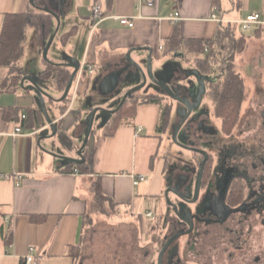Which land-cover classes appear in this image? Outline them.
<instances>
[{"label": "crops", "instance_id": "obj_1", "mask_svg": "<svg viewBox=\"0 0 264 264\" xmlns=\"http://www.w3.org/2000/svg\"><path fill=\"white\" fill-rule=\"evenodd\" d=\"M55 1L60 24L48 49L47 55L52 48L49 61L66 65L70 73L74 68L69 64L79 67L64 100L45 98L49 102L46 110L56 128L55 134L68 145L66 150L70 154H63L64 157H78L79 144L68 133L74 128L77 139L84 136L86 111L97 108V112H106L111 109L104 107L106 102L143 81L134 61L146 74L144 66L148 64L149 53L144 48L151 49V61L162 72L161 61L167 55H180L184 51L194 60L203 57L201 52L188 50L186 40H213L223 25L239 24L249 14L258 13L261 23L252 25V35L247 36L256 38L261 45L257 58L264 55V0H229L230 11H233L229 15L221 10V0H155L152 4L139 0ZM94 5H100L103 11L96 24L91 16ZM35 12L30 0H0V36L6 14ZM175 13L179 18L176 22L170 19ZM213 15L223 21L218 23L212 19ZM120 17L131 18L134 25L120 24ZM54 24L57 26L56 19ZM29 30L34 35V29ZM176 34L181 41L173 48L171 42ZM30 44L42 54L35 35ZM159 45H162L161 52ZM203 46L207 51V46ZM23 54L22 49L21 58ZM46 61L43 60L37 72L27 71L24 75L34 78L58 99L64 90L55 89L52 81L45 83L39 79ZM9 74V66L0 65V85ZM26 84L29 82L25 81ZM157 87L145 93L138 89L131 95L136 99L149 94L162 95L161 88ZM129 98L125 100L126 106L133 104ZM136 99L130 121L116 125L110 134L103 132L102 136L93 138L86 154L82 150L87 167V171L82 172L76 168L79 164L40 148L42 144L49 149L51 136L35 91L20 87L0 92V264H74L69 249L81 242L85 226L89 224L94 179H99L102 193L115 207L128 203L136 209H144L140 223L157 219L159 197L153 193V198L149 199L147 181L135 185L132 175L143 174L147 178L144 171L137 169L134 151L138 139L144 135L149 139L163 135L158 129L161 105ZM9 109L11 114L6 117L5 111ZM17 126L21 127L22 134L14 135ZM138 129L141 132L137 134ZM57 158L63 160V164ZM13 173L21 174L17 183L4 177ZM165 208L160 209L159 214L162 215ZM149 212L151 216L147 215ZM30 247L35 249L34 260L26 263ZM257 254L264 264V254Z\"/></svg>", "mask_w": 264, "mask_h": 264}, {"label": "rangeland", "instance_id": "obj_2", "mask_svg": "<svg viewBox=\"0 0 264 264\" xmlns=\"http://www.w3.org/2000/svg\"><path fill=\"white\" fill-rule=\"evenodd\" d=\"M221 10L225 15L233 12L230 11L229 0H224V2L221 0ZM30 28L27 27L25 31V39L23 41L24 54L19 63V70H22L23 74L27 73V71L37 72L43 66L42 62L44 60L42 54L38 52V48L30 44L34 36L30 32ZM243 32L247 35H252L253 29L243 30ZM241 43L238 40L237 44ZM260 46L259 41L251 36L248 39V47H246L244 52L235 55L233 59L234 69L243 78L246 95L241 108L242 118L234 129V133L239 136L240 140L251 139L253 136L259 140L261 149L257 154L259 155L260 163L256 162V159L254 160L251 153L242 152L233 147L229 149L224 159L221 161L219 159L221 158V154H219L222 135L220 130L221 121L214 114V104L207 91L209 82L217 81L221 77L219 73L221 54L219 52L227 53L229 51L227 48L224 50L219 46L216 48L215 59L211 62L210 70L205 73L198 71L194 59L186 55L187 53L184 51L180 52L182 55L171 54L163 58V61H161L163 67L166 66L169 69L167 74L162 75V72L156 69V64L151 61V68L155 78L187 101L191 107V111L187 115L188 108L185 105L166 95L164 101L170 104V114L165 132L157 138L149 139L148 136L144 135L137 141L134 151L137 169L146 173L147 178L145 181L149 185V194H151L149 199L153 198V193L159 197L157 219L155 221L149 220V223L147 221L140 223V219L143 217L141 212L144 209H136L132 204L128 203L124 207L117 208L113 204H109V202L98 201L93 198L92 210L88 215V218H90L88 220L89 224L85 226V232L81 237V242L78 244L80 245V264H156L157 257L155 254L149 259L147 253L151 247L150 238L153 233L154 238H158V236L164 237L168 234L166 230H162V215L159 214V211L167 205L168 200L178 203V208L181 212L188 211L203 217L212 215H218L219 217L221 213L225 214L228 211L224 199L230 184L244 183L247 178L250 182L254 179L253 183L255 186H252L253 183L247 185V205L239 210L244 213V219H247L249 228L247 230L245 223L244 231L242 232L244 237H242V234L240 236L238 234V239L235 237L233 243L228 245V248L233 250V252H238V240L240 244L244 245L242 250L249 249L246 260L250 263L252 262L253 252L264 254V63L262 61L264 60V55H260L261 59L257 58L259 51L262 49ZM51 54L52 48L47 55L48 60L51 58ZM257 66L258 69H256ZM144 67L147 75L148 65ZM147 80V84L139 89L141 93L154 91L158 88L150 77L147 76ZM141 83L142 80L136 85ZM161 94L165 95L163 91ZM123 96L124 94L115 95L111 101L105 103L104 107L107 109L111 108L109 110L117 109ZM48 103L47 101L46 104L48 105ZM46 112L49 117L48 113L50 112L47 110ZM60 112L59 110L58 114ZM91 112L92 110H89L84 114L87 127L90 122ZM113 114L100 110L95 113L90 137L87 140L83 154L87 153L89 142L93 138L97 139L102 136L103 132L108 133L113 130L115 125L130 121L133 116L132 113L125 114L117 122H110ZM186 116L187 118L185 119ZM184 119L185 121L178 131L177 141L175 142L173 141V133ZM107 121L109 123L106 125ZM73 130L74 128L69 130L68 134H71L76 139L80 147L84 142L87 128L84 136L80 139L74 136ZM47 131L49 135L52 134L50 127L47 128ZM185 146L209 152L214 156L211 176H209L205 186L200 189L198 198L194 202L189 203L177 197L172 187L181 189L185 187V184L187 187L185 195L189 198L187 200L190 201L193 198L196 184L194 178L203 155L188 150ZM40 148L57 156L70 154L69 150H66L68 148L66 141L57 134L51 137V142L48 145L49 149L42 144H40ZM57 161L63 164V160L57 158ZM238 172H244V180H241L243 179L242 175L236 176ZM166 192L168 193V199L165 195ZM160 205L162 208L159 207ZM173 220L175 221V218ZM231 226H233L234 230L237 227L235 223H232ZM193 234L177 237L167 249L165 261L174 254H178V259L183 261L184 264H196L192 263L193 261L188 262L189 259L184 257L188 248L191 250L194 248V241L191 239ZM162 237L158 238L160 239L159 243L163 240ZM189 238L191 241H189ZM220 238L216 240L219 244L217 247H221L224 244L225 238L223 236ZM202 242L203 247L208 246V248L211 243H216L215 240L209 239ZM200 246L202 247V243L201 240H198L197 247ZM239 252L242 251L239 249Z\"/></svg>", "mask_w": 264, "mask_h": 264}, {"label": "trees", "instance_id": "obj_3", "mask_svg": "<svg viewBox=\"0 0 264 264\" xmlns=\"http://www.w3.org/2000/svg\"><path fill=\"white\" fill-rule=\"evenodd\" d=\"M32 5L36 10L35 13H8L4 16L0 36V65L9 66L10 74L1 83L0 92L20 88V80L24 74L19 70L18 62L22 56L26 28L31 27L34 29L36 41L41 47V50H43L46 42L56 27L54 24V14L59 15V9L55 0H33ZM238 40L242 42L239 45L237 44ZM180 41L181 39H179L176 34L172 38L171 47L175 48L176 44ZM247 43L248 36L237 23H227L226 25H223L219 30L218 35L213 40L185 41V46L188 50L198 51L203 54V57L194 60L196 68L202 73L210 70L211 62L215 59V51L218 46L223 50L225 48L229 50L227 53L219 52L221 54V63L219 65V73L221 77H219L217 81H210L209 89L207 91L208 96L214 104V114L221 121L220 130L222 135L221 149L219 150V154H221V158H219L220 161L226 157L225 155L228 154L229 149L233 147L242 152L251 153L254 160L256 159V162L260 163V159L258 158L259 155L257 154L261 149L259 140L254 136L251 139L240 140L239 136L234 133V129L238 126L242 118L241 108L246 95L243 78L240 73L234 69L233 59L235 58V55L244 52ZM203 44L207 46V51H205ZM235 49H237L236 52ZM45 64L46 68L40 73L39 79L43 80L45 83L52 81V86H55V89L57 88L60 91H63L71 74L68 67L64 64H54L50 61H46ZM167 73H169V69L164 67L162 75ZM163 92L165 95L149 94L137 97V99L134 95L128 96L130 97L129 101L131 100L133 104L131 106H126V101L120 109L114 113L115 115H112L110 122H117L120 117H124L125 114H133L135 110V99L138 100L141 98L143 101L158 102L161 105L158 129L160 132H165L169 120L170 104L164 101L168 94H166L165 91ZM64 111L65 108L62 109V112ZM10 114V109L5 111L6 117ZM115 127L116 125L113 129ZM110 132H112V130L107 134H110ZM207 154L208 159L203 169L202 185L206 184L213 170L214 156L209 152ZM76 168L82 172L87 171L85 162L77 165ZM198 170L199 167L196 174ZM248 181L249 180L244 183H248ZM93 189L94 198L96 200H102L109 202V204H113L112 200L102 193L99 179H94ZM236 193H239V195H235ZM243 194V190L238 188V191L232 192L227 196L226 200L230 205L236 206L247 196L246 194ZM172 213V209L168 208L167 210V208H165V211L162 213V216L164 217L163 221H169L174 215V213ZM79 246L80 245L77 244L69 249V254L73 258L74 264L81 263Z\"/></svg>", "mask_w": 264, "mask_h": 264}, {"label": "flooded vegetation", "instance_id": "obj_4", "mask_svg": "<svg viewBox=\"0 0 264 264\" xmlns=\"http://www.w3.org/2000/svg\"><path fill=\"white\" fill-rule=\"evenodd\" d=\"M195 152V151H194ZM201 163V162H200ZM255 164V163H254ZM200 167V165H199ZM199 172V170H198ZM198 172L195 176V180L197 179L198 176ZM241 176L243 177L244 180L245 178V174L244 172H238L236 176ZM203 177V175H202ZM238 181V179H236ZM246 181L248 180L245 179ZM253 180L248 181V183H232L229 186V189L226 192L225 195V199H224V203L227 206V213L222 214L221 212V216L218 217V215L214 216H207V217H203V216H198L196 214H192L191 212L188 211H184L181 212L178 208V203H176L175 201H171V203H167L166 208L168 210L172 209L174 215L170 218L169 221H163L164 217L162 216V221L161 223H163L162 225V230H166L168 232V234L164 237L162 236H158V238H163V240L159 243L158 238H154L153 234L151 236V247L149 249V252L147 253L148 258H152L155 254V256L157 257L156 260V264H184L183 261L178 259V254L177 255H173L171 258H168L165 261V253L167 251V249L169 248V246L177 239L175 238L169 245L168 247L165 249L160 262H159V254L161 252V249L163 248L164 244L166 243V241L171 238L172 236L176 235V234H181L180 236H190L192 235L191 239L192 241H194V248L191 249H187V252L184 254V257L186 259H189L188 262L193 261L192 263H196V264H262L260 263L261 261V256L260 254H257V252H253V258H252V262H248V260H246L248 254L249 253V249L246 250H242V248L244 247L243 244H240V242H238L237 240V251L238 252H233V250L228 248V245L233 243L234 238L236 237V239H238V237L242 234V232L244 231V224L246 223L247 226V230L249 228V225L247 223V219H244V213H242V211H240L239 209L241 207H244L247 205V200H248V195H247V185L252 184ZM202 182V180H201ZM250 182V183H249ZM254 184V183H253ZM252 186L254 187L255 184ZM184 188H178L175 189L174 187H172L173 191L175 192V195L177 197H179L181 200L183 201H187L189 203V201L187 199H189L185 194H186V185L184 184ZM204 185H200V189L202 187H204ZM238 188H241L243 190V193L246 194L247 196L245 197V199L240 202L239 204H237L236 206L230 205L229 202L226 200L227 196H229L232 192H237ZM199 189V192H200ZM195 190V188H194ZM243 194V195H244ZM194 195V193H193ZM199 195V194H198ZM235 195H239V193H236ZM198 198V197H197ZM174 205L176 206L178 213L180 215H177L175 213V208ZM220 208L222 209V206L220 205ZM172 213V214H173ZM227 214V215H226ZM173 218H175V221L173 220ZM183 218V219H182ZM190 221V224L192 226V229L190 230V224L189 222L187 223V221ZM232 223L236 224V228L234 230L233 226H231ZM161 230V231H162ZM239 234V236H238ZM224 237L225 241L224 244L221 247H217L219 244L218 242H216V240L220 237ZM242 237H244V234H242ZM191 239L189 238V241H191ZM215 240L216 243H211L209 248L207 247H203V240ZM198 240H201L202 243V247H197V243ZM240 251L242 252H239ZM190 253H192L190 255ZM245 261V262H244Z\"/></svg>", "mask_w": 264, "mask_h": 264}, {"label": "water", "instance_id": "obj_5", "mask_svg": "<svg viewBox=\"0 0 264 264\" xmlns=\"http://www.w3.org/2000/svg\"><path fill=\"white\" fill-rule=\"evenodd\" d=\"M31 4L33 3V0H30ZM54 17L57 21V26L55 28V30L53 31V33L51 34L50 38L48 39V41L46 42L43 50H42V56L44 59L48 60L47 59V53H48V49L55 37V34L58 30V27H59V24H60V19H59V16L57 14H54ZM139 49V48H138ZM140 50V49H139ZM143 50H147L148 51V58H147V65H148V77H150L154 83L159 86L162 90H164L169 96H171L173 99H175L176 101H178L179 103H182L183 105H185L187 108H188V114L190 113L191 111V107L188 105L187 101H185L183 98H181L180 96H178L176 93H174L171 89H169L165 84H163L160 80H157L155 78V76L153 75V72H152V68H151V49L150 48H144ZM130 51L127 52V56L129 57L130 56ZM181 55V54H180ZM49 61V60H48ZM134 64L137 66V68L141 71L142 75H143V81L141 84L139 85H136L135 87L129 89L123 96V99L121 100L119 106L117 107V109L115 110H106L107 113H110V114H113L115 113L118 109H120V107L124 104L125 100L128 98L129 95H131L133 92L137 91L138 89H140L142 86H144L147 82V76L146 74L144 73V71L141 69L140 65L138 63H136L134 61ZM69 66L73 67L74 70L73 72L71 73L70 75V78L68 80V83L64 89V92L63 94L61 95L60 98L58 99H55L46 89H44L41 85H39V83L34 79L32 78L31 76L29 75H24L21 80H20V87L22 89H30V90H33L35 91V93L37 94L38 96V99L41 103V106H42V112L44 114V117L46 119V121L48 122L50 128L52 129V134L49 135V136H53L55 135L56 133V128L55 126L52 124L51 122V119L48 117L47 115V112H46V101H45V98H49V99H52V100H57V101H62L66 98V96L68 95V92L70 90V87L72 85V82H73V79H74V76L78 70V65L77 64H69ZM25 81H28L29 84L28 85H24V82ZM97 108H94L91 112V117H90V122L88 124V127H87V132H86V135H85V139H84V142L83 144L79 147V149L77 150V156L76 158H71V157H64V156H59V157H62L63 159L67 160V161H70V162H74L76 164H80V163H83L85 162V158L82 154V150L85 148L86 146V143H87V140L89 138V135H90V132H91V129H92V125H93V120H94V117H95V113L97 112ZM264 115V114H263ZM187 118V116L185 117V119ZM185 119L177 126L176 130L174 131L173 133V141H177V134H178V131L180 129V127L182 126L183 122L185 121ZM186 149L188 150H191V151H195V152H198L200 154L203 155V159L200 163V167H199V172H198V176H197V179H196V184H195V190H194V195H193V198L189 201V202H194L197 197H198V194H199V189H200V185H201V180H202V175H203V169H204V166H205V163L208 159V154L207 152L205 151H202L200 149H197V148H192V147H189V146H185ZM47 151V150H46ZM49 152V151H48ZM50 153V152H49ZM53 154V153H51ZM54 155V154H53ZM166 195V198L168 199V193L166 192L165 193ZM168 203H171L170 200H168ZM174 208H175V213L177 215H179L178 213V210L176 208V206L174 205ZM180 217V215H179ZM183 219V218H182ZM187 221V220H186ZM189 222L190 224V221L188 220L187 223ZM192 229V226L190 224V230ZM179 235L181 234H176L174 236H172L171 238H169L166 243L164 244L163 248L161 249V252L159 254V262H160V259L165 251V249L168 247V245L177 237H179ZM159 264V263H158Z\"/></svg>", "mask_w": 264, "mask_h": 264}, {"label": "built area", "instance_id": "obj_6", "mask_svg": "<svg viewBox=\"0 0 264 264\" xmlns=\"http://www.w3.org/2000/svg\"><path fill=\"white\" fill-rule=\"evenodd\" d=\"M139 1L147 3V4H152L155 0H139ZM91 16H92V19L95 22V24L99 21V19L102 18L103 11H102V8L100 5H94L93 6ZM170 19L173 20L174 22H176L179 19L178 13H175V15L173 17H171ZM212 19L217 21L218 23H221L223 21L222 19H220L216 15H213ZM119 21H120V24L128 26V27H132L134 25V21L129 17H120ZM260 23H261V20H260L259 14L258 13H251L245 19L241 20L239 24L243 30H248L252 27V25L260 24ZM158 50L161 52L162 45L158 46ZM21 117H22V119H24L25 115H21ZM21 132H22L21 127L17 126L15 128V131L13 134L14 135L22 134ZM140 132H141V129H138L137 134ZM4 177L9 178V179L13 180L15 183H17V181L21 179V174L13 173L10 176L8 175V176H4ZM132 178H133V184H135V185L146 180V177L143 174H134V175H132ZM147 215L151 216L152 212H149ZM34 250H35L34 247H30L28 249V253L25 257L26 263H30L34 260Z\"/></svg>", "mask_w": 264, "mask_h": 264}]
</instances>
